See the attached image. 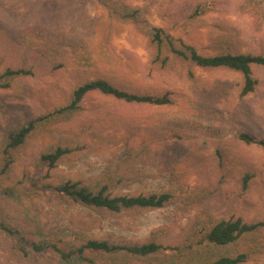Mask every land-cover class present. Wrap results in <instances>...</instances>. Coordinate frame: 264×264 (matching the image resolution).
Segmentation results:
<instances>
[{"label": "rangeland", "instance_id": "1", "mask_svg": "<svg viewBox=\"0 0 264 264\" xmlns=\"http://www.w3.org/2000/svg\"><path fill=\"white\" fill-rule=\"evenodd\" d=\"M124 1L141 9L150 25L180 38L198 53H214L220 35L230 31L237 37L236 50L264 53V24L258 30L252 26L251 17L237 10L241 0ZM31 27L59 32L67 41L78 42L87 52V72L84 60L77 66L76 58L66 55L65 63L58 66L59 60L44 56L36 47L22 45L12 36ZM150 59L151 47L133 23L110 15L95 1L0 0V69L29 66L34 74L0 89V264H66L52 249L38 252L32 244L50 241L63 248L66 241L110 236L160 244L156 259L161 264H193L204 251L206 227L229 217L240 216L245 221L264 217V151L260 147L243 149L250 174L246 190L236 177L219 182L216 172L217 143L229 141L240 131L264 138V67H253L259 85L243 100L233 101L234 110L229 113L219 112L208 97L204 105L194 95L180 62L155 71ZM92 61L94 66H90ZM101 67L118 86L132 91L162 90L176 103L169 108L150 107L89 93L78 110L41 122L26 144L8 158L11 164L3 173V161L8 157L3 145L8 132L66 105L82 80L106 77ZM195 75L200 86L210 88L223 81L230 85L231 95L236 93L232 89L239 80L236 73L196 69ZM188 96H195L191 109L201 116L185 115L187 121L182 122L180 114L186 112ZM106 109L115 117H127L129 125L114 126L112 119H106ZM152 132L164 138L155 140ZM143 137L152 147L151 157L135 167L143 177L125 181L115 191H170L173 201L167 206L105 215L53 190L67 179L108 180L110 174L120 173L127 151L138 148ZM61 143L76 150L51 169L42 166L39 153ZM228 147L223 145L224 150ZM231 159L225 155V163L231 165ZM236 169L242 171L243 167ZM258 243L255 250L264 245V233ZM248 245L237 242L235 248L222 253L248 250ZM213 252L205 254L207 259L215 256ZM98 263L109 264L100 257ZM130 263L145 264L140 260ZM245 264H264V255L253 256Z\"/></svg>", "mask_w": 264, "mask_h": 264}, {"label": "trees", "instance_id": "2", "mask_svg": "<svg viewBox=\"0 0 264 264\" xmlns=\"http://www.w3.org/2000/svg\"><path fill=\"white\" fill-rule=\"evenodd\" d=\"M103 6L112 16L133 23L140 34H143L151 47L150 67L152 70H166L172 66L173 61L180 62L185 69V76L191 82L190 89L195 96L203 100L204 105L207 98L210 103L215 104L219 112H232L234 110L233 101H240L249 94L255 92L259 85L258 80L253 74V67H264V53L239 51L235 49L237 37H233L231 31L220 35L216 44L213 46L214 53L201 54L194 47L186 44L180 38H175L164 29L150 25L141 9L131 6L124 0H91ZM237 10L251 17L252 26L258 30L264 24V0H241ZM197 13V12H196ZM14 39L22 45L36 47L44 56L50 55L54 60H59V65H63L66 55L76 58L74 64L81 60L86 62L84 65L87 72L88 56L85 49L76 41H73L62 33H54L41 28H33L25 31L13 33ZM34 38L35 41H32ZM94 66V62L90 63ZM76 71V67H74ZM101 69L105 70L104 67ZM204 71H229L236 73L239 80L233 84L232 89L235 95H231V87L228 82H216L214 87L206 88L200 86L195 70ZM83 72V71H82ZM106 77L82 80L71 92L69 102L53 110L47 117L42 116L29 121L19 128L9 131L3 145V152L8 157L3 161L2 172L7 171V166L11 164L8 159L13 152L26 144L33 136L39 124L48 119L49 116H63L79 109L83 98L89 93H99L105 97L112 98L117 102H124L143 106L153 107H172L176 99L169 93L162 90H142L132 91L125 89L114 81V77ZM34 75L29 66H5L0 69V89H7L12 82L19 77ZM117 78V76H115ZM216 87V88H215ZM211 93V94H208ZM195 96H188L185 102L188 105L186 112L180 114L182 122H186L187 116L200 118L197 110L191 109L195 102ZM203 105V106H204ZM106 119H112L114 126L129 125L128 118L113 113L111 109H106ZM116 118V121L114 120ZM110 123V122H109ZM148 127V126H147ZM150 136L159 140L162 135L150 133ZM228 142V143H227ZM227 142L217 143L216 153L219 159L216 172L219 174V182L226 180V177H236L242 183V189L246 190L250 174L247 171L243 159L246 157L243 149L250 147H260L264 151V138H257L255 135L246 131L238 132ZM234 143L232 145L231 143ZM229 144L228 150L223 149V145ZM76 150V147H68L64 144H57L39 153L38 161L42 166L51 169L67 154ZM152 155L151 141L143 137L142 143L138 148H130L118 169L120 173L110 174L108 180L93 179L90 182L83 180L67 179L53 190L62 196H66L73 203L80 204L93 211L115 215L121 212H147L160 209L173 201L170 191H149L137 192L132 194L118 193V188L123 182L138 181L143 177V173L135 167L143 160H148ZM225 155H230L232 164L225 163ZM240 165L243 170H237ZM179 166L174 169L177 171ZM241 169V168H240ZM174 173V172H173ZM264 233V217L254 221H245L240 216L229 217L214 222L206 227L203 235L204 251L200 252L198 262L193 264H245L253 256L264 255V245L261 249L255 250ZM83 239V240H82ZM80 242L66 241L63 248L58 247L50 241L33 243L32 247L40 252L46 248L52 249L58 259L64 263L73 262L75 264H99L98 257L109 262V264H131V261L140 260L145 264H161L157 262L156 255L161 252L160 244L152 241H131L108 237L106 239H94L83 237ZM248 242V250L242 249L229 253H222V250L235 248L237 242ZM212 251L216 252L214 257L207 259L205 254ZM154 261V262H153Z\"/></svg>", "mask_w": 264, "mask_h": 264}]
</instances>
